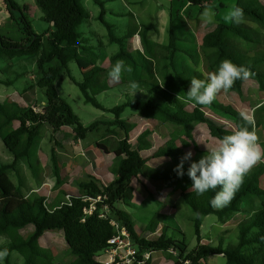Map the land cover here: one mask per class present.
I'll return each mask as SVG.
<instances>
[{"label":"trees","instance_id":"trees-1","mask_svg":"<svg viewBox=\"0 0 264 264\" xmlns=\"http://www.w3.org/2000/svg\"><path fill=\"white\" fill-rule=\"evenodd\" d=\"M93 1L101 8L98 20L107 28L110 42L119 44L120 50L109 58L111 66L104 68L97 64L93 65L82 72L83 79L78 81L71 73L70 64L79 62L83 55L96 56L80 31L82 24L90 18V14L82 5V0H38L46 13L47 21L53 26V31L43 35L34 32L31 23L23 14L19 18L16 17V11L20 10L13 0H4L11 18L20 22L24 37L16 41L0 35V59L2 56L10 59L35 56L38 73L31 87L43 90L46 104L37 111L15 102H0V139L13 156L11 163H0V237L12 230L20 231L29 226L33 227V231L26 237L14 236L3 249H9V253L17 252L25 264H36L37 258L43 254L41 239L47 232L61 231L72 260L48 264H104L101 257L110 248L109 241L116 236V229L112 224L116 222L120 228H125L130 233L138 251L133 264H141L145 253H151V257L144 264H151L153 253L156 252L165 253L166 258L173 264H201L213 256L224 257L225 264H264V188L261 185L264 163H258L250 169L234 199L221 209L210 204L215 192L220 190L219 187L209 190L204 195L190 191L193 182L187 172L195 160L184 162L182 177L173 170L185 156L181 149L184 140L189 141L195 150H199L193 134L195 125L205 124L211 137L222 138L231 134L232 129L228 123L220 119L231 120L240 125L244 123L241 112L232 105L214 101L210 105H195L193 111L187 113L176 95L155 83L159 65V74L164 75L163 72L168 70L176 54L180 52L178 47L180 36L176 29V23L181 17L180 10L187 4L191 8L203 9L211 0H178L176 9L172 7L170 12L169 43L158 47L156 58L153 60L148 59L140 49L130 50L126 43L128 39L139 36L146 50L148 33L155 29V26L142 25L129 35L118 37L114 25L105 20L107 0ZM259 1L238 0L237 5L244 12L243 21L236 24L225 23L222 20L214 30L203 37L201 50L208 72L215 71L220 62L227 58L237 65L249 67L252 76L264 85V33L250 26V23L264 26V7ZM221 7L226 8L224 5ZM238 39L256 47L261 46L257 47L253 54L241 53L235 48ZM136 55L140 62L137 61ZM121 59L125 61L127 70L122 73L118 82H114L108 73L116 61ZM175 77L179 86L188 90L190 82L180 77L179 73ZM66 78L78 86L86 104L112 114L113 119L97 120L90 126H85L56 88V82ZM241 81L237 80L229 91L242 96ZM133 82L138 84L135 91H148L151 94L147 100L132 99L130 96L123 104L108 109L96 98L119 85ZM205 108L220 119L208 115ZM127 109H132L147 120L173 127L168 140L147 157L143 156V152L153 149L149 140L152 131L146 130L141 133L137 137L138 147L134 149L131 135L137 125L131 123L129 119H122ZM254 117L256 120L250 118L252 123L248 125L249 130L251 131L253 126L255 129H264V105L254 111ZM14 122L19 123L16 129H12ZM44 126H50L54 133L71 128L77 141H83L89 133L106 128L107 135L103 141L97 142L96 146L106 155H114L112 167L114 180L107 186L99 185L95 179L79 182L76 184L78 191L76 194H64L68 195V201L61 198L50 207L43 194L27 197L11 180L9 173L16 170L20 162H24L36 176L34 162L38 157L34 152V146ZM120 132L125 135L124 138L119 137ZM260 145L264 148V142ZM52 161L57 185H61L54 150ZM156 161L168 162L169 165L150 170L149 165ZM141 178L174 184V191L180 193L183 202L194 214L193 226L197 239L195 249L189 250L185 241H177L168 235L167 216L162 213H156L146 226V231L150 235L141 236L134 218L121 208L122 205L132 206L134 180L141 183L153 196ZM98 198L100 201L95 202ZM92 206L96 209L92 214H86V210ZM243 213L245 216L238 223L235 245L226 247L223 239L217 245L204 242L202 227L206 217L214 215L220 223H226Z\"/></svg>","mask_w":264,"mask_h":264},{"label":"rangeland","instance_id":"rangeland-1","mask_svg":"<svg viewBox=\"0 0 264 264\" xmlns=\"http://www.w3.org/2000/svg\"><path fill=\"white\" fill-rule=\"evenodd\" d=\"M18 6L20 12L16 11L17 18L23 14L31 23L36 34L43 35L53 31V26L46 19V13L38 0H13ZM138 5L133 7L132 0H107L106 8L119 15L107 12L105 20L114 25L115 34L118 37H124L131 31H136L142 25H155L158 31L151 30L147 36L146 46L144 50L139 36L132 37L127 40V47L130 50L140 49L145 56L153 60L156 58L157 49L160 46H166L170 39V8L176 9L178 0H137ZM238 0H211L206 8H210L215 16L213 22L203 23L200 19L201 13L205 8L199 9L192 7L191 9L183 8L180 10L181 17L176 23V29L180 36L178 47L180 52L176 54L173 64L168 70L164 71V75L159 74L155 83L166 87L172 94L178 95L181 92L186 93L183 87L175 80V75L184 80L189 81L193 77L204 79L207 73L201 50L203 35L212 30L223 19V14L228 10L232 3L237 4ZM245 2V1H244ZM82 5L90 14V18L80 27V31L87 39V45L92 47L96 56L83 55L79 62H72L70 70L75 79L81 81L82 72L86 71L93 65H100L104 68L111 66L109 58L119 52L120 46L109 40L108 31L105 25L97 18L100 15L101 8L94 3L93 0H82ZM123 5L125 7H123ZM130 7H129V6ZM224 5L226 8H222ZM217 11V12H216ZM192 13V14H191ZM141 28V27H140ZM136 29V30H135ZM0 35L10 39L20 41L24 34L19 21L11 18L7 10L4 0H0ZM261 46V45H260ZM136 59L140 62L139 57ZM160 61V60H159ZM170 63V62H169ZM141 68V64H140ZM37 66L35 56H24L10 59L2 56L0 59V102H9L12 100L23 107H31L40 111L46 100L42 89L36 87L33 91H29V86L34 83V77H37ZM174 79V81H173ZM255 84V82H254ZM56 88L62 98L71 106L75 114L80 118L85 126H90L97 120H111L113 115L105 113L94 108L90 104L85 103L84 96L78 86L69 78L56 82ZM240 96L236 92H220L214 101L229 104L240 112H244L251 119L256 120L254 111L256 108L264 105V94L258 93L253 88L246 91ZM145 94V96L143 95ZM143 95V96H141ZM151 94L146 91H135L131 89L130 84L119 85L106 93L98 95L97 100L108 109L123 104L131 96L132 99L147 100ZM183 110L191 113L195 104L188 103L184 98L179 99ZM205 112L214 117V113L208 108ZM122 119H129L131 123L137 125L132 132L131 143L136 149L138 147L137 137L146 130L152 131L149 137L153 145L152 151L143 152V156L150 155L153 151L161 147L169 138V134L173 130L171 125H164L157 121L147 120L140 116L132 109H127L122 115ZM233 129L239 124L231 120H222ZM18 122H14L13 127L17 128ZM258 135V142H264V129H255ZM106 128H102L99 132L89 133L88 137L83 141L75 140L71 128H64L59 133H53L50 127L44 126L40 131V136L36 140L34 152L39 158L34 162L36 176L28 168L27 164L20 162L17 171H11L9 176L16 184H21L24 192L30 195L43 194L47 198V204L50 207L59 199L68 201L66 194H76L77 183L84 182L89 179H95L99 185L107 186L113 180L112 167L114 165V155H106L96 146L97 142L103 141ZM195 140L199 150H195L192 144L184 140L182 151L186 154L192 153L190 160L196 162L206 154L208 148L215 146L216 139L211 137L209 129L205 124H197L194 127ZM122 132L119 133L120 138H124ZM203 143V144H202ZM55 151L57 161V172L60 175L61 185H57L55 177L54 164L52 161V152ZM13 156L6 150L3 140L0 139V163H11ZM264 163V162H263ZM169 165L168 162L156 161L149 165L150 170H157ZM147 181L148 191L138 181H134L135 189L132 206L122 205L121 208L126 210L133 218L138 232L141 236H149L146 226L150 223L156 213H162L167 216L168 235L177 240L185 241L189 250L197 247V239L194 233L193 218L194 214L191 209L185 205L180 193L174 191V184L157 182L141 178L142 182ZM261 185L264 188V176ZM33 189L36 191L30 192ZM63 193V195H62ZM65 194V195H64ZM100 198L95 202H99ZM221 209V208H219ZM245 216L239 214L230 219L226 223H220L216 216L211 215L203 220V236L204 242L217 245L222 239L226 247L233 246L237 243L238 223ZM33 231V227L29 226L20 231H9L7 235L0 237V250L6 246L13 237H26ZM160 233V231H159ZM41 248L43 254L37 258L36 264H48L50 262L66 263L72 260L69 254L68 246L61 231H50L41 239ZM166 254L162 252L153 253L151 264H173L166 258ZM226 260L222 256L210 257L201 264H225ZM0 264H25L21 256L17 252H12L4 260H0Z\"/></svg>","mask_w":264,"mask_h":264},{"label":"clouds","instance_id":"clouds-1","mask_svg":"<svg viewBox=\"0 0 264 264\" xmlns=\"http://www.w3.org/2000/svg\"><path fill=\"white\" fill-rule=\"evenodd\" d=\"M215 13L210 8H205L200 19L203 23L213 22ZM244 12L237 4L232 3L223 14L225 23L239 24L243 21ZM126 66L124 60H117L108 73L109 78L118 82ZM252 75L249 67L237 65L230 59H223L215 71L209 72L206 78L190 79V85L186 93L177 95V100L184 98L186 102L195 105H210L216 99L218 93L232 89L237 80H247ZM131 89L138 88V84L131 83ZM244 123L232 129L231 134L217 138L215 146L205 147L207 152L198 162H192L187 175L191 179L190 191L197 195H204L209 190L215 192L210 204L214 208H223L230 204L236 192L243 184L245 175L258 163L264 162V148L258 142L259 138L255 127L249 130L252 122L244 112L240 113ZM197 143H201L199 140ZM203 144V143H202ZM192 153L189 151L181 158L180 163L173 170L178 176H183L184 162L190 160ZM9 249L0 250V260L9 255Z\"/></svg>","mask_w":264,"mask_h":264},{"label":"built area","instance_id":"built-area-1","mask_svg":"<svg viewBox=\"0 0 264 264\" xmlns=\"http://www.w3.org/2000/svg\"><path fill=\"white\" fill-rule=\"evenodd\" d=\"M95 206L86 210V214H92L95 210ZM116 229V236L110 241V248L107 249L101 257V262L104 264H133L136 261L137 249L133 244L130 233L125 228H120L118 223H112ZM151 253H145L143 255L144 264L145 261L149 260Z\"/></svg>","mask_w":264,"mask_h":264},{"label":"crops","instance_id":"crops-1","mask_svg":"<svg viewBox=\"0 0 264 264\" xmlns=\"http://www.w3.org/2000/svg\"><path fill=\"white\" fill-rule=\"evenodd\" d=\"M173 1V0H172ZM260 3H261V5H263V7H264V0H260L259 1ZM131 5L133 6V7H136V5H138V2H137V0H132V3H131ZM129 6V5H128ZM123 7H125L124 5H123ZM130 7V6H129ZM172 7H173V3H172ZM172 7L170 8V10H169V12H171V9H172ZM185 8H187V9H191V7H189V4H187L186 6H185ZM200 9V8H199ZM224 9V8H223ZM106 10H107V12H110V13H113V14H116V15H119L117 12H114V11H112V10H110L109 9V11H108V9L106 8ZM106 12V13H107ZM217 12V11H216ZM181 14V13H180ZM192 14V13H191ZM106 16V15H105ZM99 17V16H98ZM98 19V18H97ZM170 20H171V16H170ZM153 26H155V25H153ZM250 26L251 27H253L254 29H256V30H258L259 32H261V33H264V26H262V25H259V24H257V23H250ZM213 27L215 28V24L213 25ZM214 28L212 29V30H214ZM153 30H156V31H158V27L157 26H155V29H153ZM212 30H210V31H208V32H206L204 35H203V37L207 34V33H209V32H211ZM258 48H260V46L258 45L257 46ZM257 47L255 46V45H250V44H248L246 41H244V40H242V39H238L236 42H235V48H236V50L237 51H239V52H241V53H249V54H253V52L257 49ZM36 79V77H34V80ZM254 82H255V84H254ZM36 87H31V86H29V91H33L34 89H35ZM241 88H242V92L244 93V94H246L245 92H244V90L246 89V91H248L249 89H251V88H253V90H257V92L258 93H263L264 94V85L263 84H260L252 75L247 79V80H242L241 81ZM8 101L9 102H4V103H12V102H14L13 100H12V98H10V99H8ZM16 103V102H15ZM46 104V102L44 101V103H43V106ZM42 109V108H41ZM41 109H39V110H41ZM257 109V108H256ZM255 109V110H256ZM14 124V123H13ZM13 124H12V126H13ZM48 127H50V126H48ZM51 128V127H50ZM13 129H16L15 127H13ZM51 130H52V128H51ZM63 130V129H62ZM61 130V131H62ZM54 133V132H53ZM59 133V132H58ZM39 156V155H38ZM37 156V157H38ZM39 158V157H38ZM12 161H13V159H12ZM11 161V162H12ZM7 164H9V163H7ZM20 164V163H19ZM19 164H18V166H19ZM16 167V171H17V168H19V167ZM14 172H15V170H14ZM135 181V180H134ZM137 181V180H136ZM134 183V182H133ZM143 183H145L146 185H148L147 183V181H144V179H143ZM18 186L21 188V190H22V192L28 197V196H30V194H26L25 192H24V188H23V186H21V184H18ZM148 187V186H147ZM144 188V187H143ZM146 190V189H145ZM33 191H36L35 189H33L32 191H30V192H33ZM147 191V190H146ZM153 257V256H152Z\"/></svg>","mask_w":264,"mask_h":264}]
</instances>
